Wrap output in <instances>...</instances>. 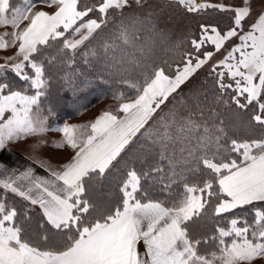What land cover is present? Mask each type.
<instances>
[{
	"label": "snow or ice",
	"instance_id": "snow-or-ice-1",
	"mask_svg": "<svg viewBox=\"0 0 264 264\" xmlns=\"http://www.w3.org/2000/svg\"><path fill=\"white\" fill-rule=\"evenodd\" d=\"M37 4L50 11L33 12ZM173 5L189 13L218 8L231 13L232 24L224 32L202 24L191 44L200 52L210 43L214 52L186 54L174 76L153 67L141 81H126L136 95L120 105L123 116L106 111L83 128L58 129L63 139L52 146L70 148L74 155L60 169L39 161L50 179L31 167L18 172L0 163V264H264V137L229 138L224 120L211 110L217 119L210 126L203 120L207 94L196 87L178 109L157 115L223 49L222 59L210 67L215 85L210 103L229 111L234 106L237 117L248 112L247 126L264 130V2L256 7V0L231 6L197 0H0V26L18 29L28 21L11 34V43L0 37V50L19 42V62L0 65V76L14 73L26 85L13 90L0 79V153L49 130L40 108L45 64L71 59L103 29L116 25L114 39L102 45L105 56L111 53L110 66L139 67L151 45L138 33L147 29L166 39L158 13ZM234 37L240 43L226 47ZM55 41L60 42L56 55L41 59L43 48ZM117 52L123 54L117 57ZM31 90L34 94H28ZM153 124L157 127L149 131ZM43 147L42 139L32 145L34 152ZM141 160L144 166L136 167ZM113 187L115 206L101 207L94 194ZM150 189L166 193L167 199L153 198ZM174 189L181 190L173 195ZM8 192L38 206L50 226H39L45 246L27 235L31 209L9 205ZM209 218L212 234L197 238L194 226Z\"/></svg>",
	"mask_w": 264,
	"mask_h": 264
},
{
	"label": "rangeland",
	"instance_id": "rangeland-1",
	"mask_svg": "<svg viewBox=\"0 0 264 264\" xmlns=\"http://www.w3.org/2000/svg\"><path fill=\"white\" fill-rule=\"evenodd\" d=\"M197 2L200 3H209L214 5H220L223 4L225 6H231L235 5L238 0H197ZM261 2H264V0H256V7H259V4ZM17 4L21 3V0H16ZM50 11L47 8H44L42 5L37 4L36 7L33 9V12L35 11ZM127 11V10H126ZM139 14V13H138ZM159 14V20L157 21L159 28L163 29L166 33V39L161 41L159 36H154L153 33H151L149 30H144L142 33H138V35L143 37L142 42L146 45H151V51L149 54L143 58L141 64L139 67H130L128 65H124L125 68H128V75L130 77L129 81H137L136 78H133L131 76L132 73H138L141 75L143 79V74L150 73L153 67H165L166 74L171 76H174L176 74L177 69H182L184 66V61L186 60L187 56L186 54H192V57L195 58L197 56H202L203 52L206 51H213L214 52V46L209 44H206L200 49V52H196L193 48L191 41L193 39H199L201 35V25H211L215 26L218 30L221 32H224L227 30L229 26L232 24L231 19V13L224 12L219 10L218 8H208L200 12H187L182 7L173 5L170 8H166L162 13ZM115 15V14H113ZM95 18V17H93ZM28 24V21H23L18 29H13L10 25L9 26H0V37H3L5 42L11 43L12 40V33L14 31H20L23 30ZM116 24H119V20L116 21ZM116 32V25H110L109 27L103 29L98 36V39L102 37V40H96L92 39L89 42H86V44H89V48L92 46V48L99 47L103 49L102 45L105 43H110L114 39V34ZM65 36H68L71 38L69 33H65ZM79 36H76L75 39H79ZM240 43L239 39L234 37L230 42L227 43L226 47L231 48L232 46L238 45ZM60 46V43H59ZM19 47V42L17 41L15 46H11L6 50H0V65L8 64L9 67L15 62H19V57L17 56V51ZM84 46H81L83 48ZM134 51V49H128L127 52L131 53ZM79 50L77 51V53ZM117 55H122L123 53L117 52ZM225 54L224 50L222 49L219 53H215L212 60H210L207 64H205L203 67L198 69L195 74L181 87L177 90L176 93L173 94V96L176 97V99H173V97H169L168 101L165 102L164 105H161V108L163 109V112L160 110L157 111V115H167L169 114L170 110H176L180 107V101L186 98L189 95V90L193 87L204 89V91L207 89V91L202 94H207V97L209 95V98L213 95V92L215 91V85H214V74H210V67L216 62L222 59L223 55ZM70 56H72L71 53H69ZM76 55V54H75ZM95 59V57H94ZM67 63V64H66ZM193 63H195V59H193ZM62 68L64 66H71L72 64L68 61L62 62ZM27 71H30L26 69ZM221 69H217V71H220ZM6 72L2 74L1 77L5 80L7 83L8 80H12L11 76L8 75L6 77ZM14 74V73H11ZM34 75V73H33ZM132 77V78H131ZM125 79V78H123ZM127 88H129L130 91H132L131 87H129V84L126 83ZM46 88L43 91V95L40 97V102L42 104L44 100V97L46 95ZM210 93V94H209ZM28 94H34V90H31ZM131 95L129 97H124V95L120 94L116 98H107L102 99L101 101L94 104L92 107L86 109V110H80L75 111V116H68V115H59L56 116L55 114L52 116L50 112L48 111V106L51 108H57L62 107L63 105V97L58 96V93H56L55 97H52V103L53 105H46L44 104L43 110H41L42 114L45 115L46 124L48 127V131L44 133L43 137H36L34 140H32L34 143L38 139H42L44 141V147L47 148L44 149L54 151V149H57L53 147V143L60 142L63 139V133L58 131V129L63 128L65 125H68L70 127H76V128H83L86 125H90L91 123L95 122L96 119H98L104 112H112L114 114H117L119 116H123V113L118 112V109L122 103L130 102L131 99L135 98V91H132L130 93ZM80 96L77 94L72 93L71 99L73 101H78ZM212 99V98H211ZM243 116L237 117L235 122V126L233 127V131H235V137L237 139H248V138H261L264 137V130H261L258 126L255 128H249L247 126V121L249 119V113L248 112H240ZM214 117V116H212ZM207 118L203 120L207 121ZM222 119L221 117H219ZM155 119V117H154ZM217 119V117H214V121ZM213 121V122H214ZM151 124V121L149 122ZM234 124V123H233ZM147 127V125H146ZM156 125H152V129L149 131H152L156 128ZM232 127V126H231ZM235 128V130H234ZM143 131V129H142ZM227 132V128H226ZM228 135V134H227ZM32 142V143H33ZM60 150V149H59ZM69 150V148L65 147L61 151ZM233 158L236 156L235 153L232 154ZM144 163L143 160L136 162V167H142L141 164ZM166 163V162H165ZM195 182V181H190ZM2 192L3 190L0 189ZM180 191L181 189H177ZM106 193L104 194L103 200L99 199L96 194H94V198L98 201L101 207L107 208V207H114L115 201L118 197V192L113 187L111 190L105 189ZM154 191L150 189V194L152 195ZM153 196V195H152ZM252 207V206H247ZM29 208L32 210L37 211L34 209L31 205H29ZM237 212H240L239 209L236 210ZM231 215V214H228ZM251 219V215L248 217ZM210 219V218H209ZM206 222L211 225L209 220H205ZM202 223V222H201ZM204 223V222H203ZM205 224V223H204ZM197 226V225H196ZM195 226V227H196ZM214 228V224L213 227ZM212 234V233H211ZM206 248V247H203Z\"/></svg>",
	"mask_w": 264,
	"mask_h": 264
},
{
	"label": "trees",
	"instance_id": "trees-1",
	"mask_svg": "<svg viewBox=\"0 0 264 264\" xmlns=\"http://www.w3.org/2000/svg\"><path fill=\"white\" fill-rule=\"evenodd\" d=\"M96 40L101 41L102 37L100 39H98L97 37ZM51 43L53 47L43 48V56L41 57V59L50 55H56V49L59 47L60 42L55 41ZM92 51H96L97 55L92 56ZM110 56L111 53H109V56H105L104 50L99 47L92 48L91 46L89 48V44L87 43V47L84 46L83 48H81V50H79V52L71 59H69L68 57H64L63 59H58L57 62L53 65L45 64L47 93L44 97V100L41 99V101H43L42 104L40 103L41 110H43L44 104H46L47 106L51 104L53 105L51 98L55 97L56 93H58V96L63 97V104H59L63 106L57 107L56 109L52 107L50 108L48 106V111L52 116L54 114L56 116L64 114L73 117L76 115L75 111L86 110L102 99L116 98L120 94L124 95V97H129L131 95L130 93L134 91L133 89H131L132 91H130L126 85V81H129L130 77L127 71H124L123 68H121L119 65H117L116 67L110 66V64L112 63V61L110 60ZM116 56L119 57L121 55L116 54ZM63 60L65 62H70L72 65L64 66V68L61 69ZM8 75L11 76L12 80H8L7 83L11 85L13 90H21L22 88L26 87L25 82L16 77L15 74L7 73L6 77ZM131 76L133 78H136L137 81L142 80L141 75H139L138 73H132ZM0 79L5 82L3 77H1ZM206 91L207 89L205 91L204 89L202 90V92L204 93ZM72 93H78V95L80 96L78 101H73L71 99ZM211 98H209L208 95L209 108H205L203 114L204 119L208 117L207 121L205 122H207L211 126L214 121V117L210 115V110L217 112L219 114V117L224 120L225 125L227 126L226 128L228 137L234 138L236 134L232 129L236 124V112H238L239 110H236L234 106L233 110L229 111L224 105H213L210 103ZM240 116L243 115L239 114V117ZM141 166L143 167L144 163H142ZM176 191L178 190L174 189L173 195ZM105 193L106 191L104 189L103 194H101L100 192H97L95 194L99 199L103 200L105 199L103 198ZM0 194H3L1 190ZM152 195L153 198H158L161 200L167 199V194L160 193L158 189L155 190ZM6 198L8 204L15 206L17 209H20L24 206L29 207L28 202L23 201L20 197L15 196L10 192L6 193ZM208 220L211 225L208 223V221H203L205 224L202 222L196 227L194 226V235L197 238H200L204 235H211V233L213 232V222L211 219ZM42 224H44L46 227H50L46 225L42 215L38 211L31 209L30 221L26 224L27 235H30L33 238L34 242H36L40 246H45L40 240L41 229L39 226ZM47 247H51V245H48ZM203 247H206L209 251L214 250L210 246H202V249Z\"/></svg>",
	"mask_w": 264,
	"mask_h": 264
},
{
	"label": "crops",
	"instance_id": "crops-1",
	"mask_svg": "<svg viewBox=\"0 0 264 264\" xmlns=\"http://www.w3.org/2000/svg\"><path fill=\"white\" fill-rule=\"evenodd\" d=\"M34 138L36 137H28L10 144L4 153H0V163L5 164L10 170H18V172H23L25 169L31 167L35 175L50 179L51 177H49L48 172L44 167L40 166L39 161L42 160L46 164H51L54 169H60L63 164L70 161L74 152L70 148L65 151H61L62 149L60 148L54 149V151H44V149H47L46 147L41 148L38 152H34L32 149V145L34 144L32 140L35 141ZM32 207L41 214L38 206ZM139 248L143 252L142 243Z\"/></svg>",
	"mask_w": 264,
	"mask_h": 264
}]
</instances>
